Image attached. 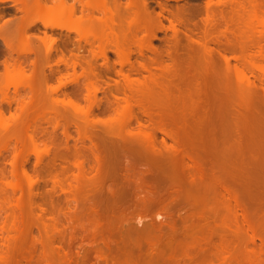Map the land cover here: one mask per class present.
<instances>
[{"label":"bare ground","instance_id":"bare-ground-1","mask_svg":"<svg viewBox=\"0 0 264 264\" xmlns=\"http://www.w3.org/2000/svg\"><path fill=\"white\" fill-rule=\"evenodd\" d=\"M168 1L176 2L179 0H163L162 2L164 3L158 2L157 5L159 6V11L155 12L154 9L151 8V0H124V2H122V0H70L69 3L66 0H0V4L9 3L19 13L17 16L14 15L11 18L4 20V22L0 25V41L6 50V55L3 56V60L1 62L3 68L2 71H0V78L1 75L8 76L10 74L17 77L20 76L22 80L20 85L28 90V93L26 94L27 98H24L25 100L22 99L23 101L20 102L19 110L17 107V112H15L16 110H12L14 113L8 112L9 120L6 116V119L9 122L8 126L4 127L6 132L3 134H6L5 136H8L9 139H13L15 147L10 161V165L12 166V179L10 178V181H7V183L5 182L6 184L4 183V185H6V187L8 186L13 191H23V189H21L23 186L19 183L20 180H17L20 178H17L18 171L20 170V173L25 180L24 184L26 182L25 185L27 186V193L25 191L24 195L26 194L28 200H31V194L33 193V189L35 190V185L38 180H43L42 177L45 174L41 177V175L37 173L40 175V179L32 177L33 174H27L25 172L26 170L22 168L24 166L21 168L18 166L20 165L18 164V157L21 155L20 153L23 144L25 145L22 141L23 133L20 135V131L24 128L25 131L21 132L26 133L29 129L28 122L26 123V121L20 119H25L23 117H26V120H30V115L35 113L34 109L33 112L31 111L34 101L39 100V97L42 96V98L50 96L47 95L48 93L45 96L41 95V92L38 90L41 86L46 85L45 83L48 76L45 73V67L50 65L49 58L51 51H54L57 55L56 66H58L59 63L63 64L66 69L70 66L73 73L76 72V67H79L80 73H78L77 76L75 74V78H72L71 81L75 83L74 80H78V78L83 80L85 87L83 86L84 88L82 90L86 91L84 92L86 93L84 94V98L87 99L85 101H88L87 103H89V105H87L90 107L92 101L90 98H94V92L98 90L97 88L99 87L97 85L101 79H99L98 72H95V68L90 65L91 62L84 59L85 57H81V62L79 60L80 56L78 58L75 53H73L74 55L70 53L71 55L69 54L68 60L67 57L65 58L66 55L64 56L63 48L69 43L66 39L61 40L55 37L52 38L51 36H46V33H44V37L39 38L43 43L44 51H41L39 47L37 49L36 46H34V39L36 36L33 33H30L33 28H36V23L41 22L43 27L49 29H64L74 32L77 35V38L75 42L70 41V45L74 46L76 51L79 52L84 49V47L80 45V42L83 41L84 45H87L88 50L92 51V53L94 52V49H96L97 53L94 52V59L97 57L102 58V61H104L103 66L107 71H109V67L107 65L108 61L106 62L108 52H112L116 56L120 57L122 59L121 63H125V61L128 60L131 51L130 47L132 46L136 47V51L138 49L137 53H140V55L143 50L152 54L153 57L150 58V62H143L139 65L140 70L146 72L147 74L140 80L131 77L132 74L129 73L131 70L127 73H122V68L120 70L113 68L114 74L123 81V89L128 92L125 94L123 93L124 96L126 94L127 96H123V99L120 98L122 110L120 109L121 111L119 112L116 111V121L121 120L122 122H126L134 117L133 106H137L143 115L148 118L146 119L147 123H144L141 119L135 117L136 119L134 120H136L138 125V130L136 129L138 131L137 136H139L138 140L136 136V139H133L137 141H134V143L129 142L130 145H128L125 141V138L123 140L124 142H122V146L124 147L123 155L128 158V161L123 165V170L126 175V179L128 180H131L132 176H136L135 174H137L138 182L128 180L127 182H130L128 184L131 185L133 194L140 198L138 201L140 206L151 205L160 210H169L170 208H173L177 211L184 212L183 216L180 218L179 229L175 228L174 222L171 219V222H167L168 230L164 234L159 232L161 226L156 225L154 222L140 231L146 235L157 233L154 238L163 241V244L161 243L162 245L153 242L148 243L144 249L145 256L148 261L158 262V260L163 257V260H165L167 264H176L175 252L177 249L186 252L185 256L189 258V260L194 256L204 255L207 246L209 245V238L203 233L204 230L206 232L212 227L216 228L221 235L225 233L226 230H231L232 225L235 229L244 228L250 233V239H252V241L258 238L260 242L264 244L261 236L257 234V228L261 222L260 218H258V214L259 212L264 213V190H262L261 193V188L263 187L262 184L264 185V104H262V115L257 116L249 111L250 97L252 96L251 91H249L250 89L248 90L247 87L244 88L238 85L229 87L227 84L218 87L216 83V56H219V58H221V60L228 65L229 58L225 57L224 54L228 49L229 50L227 52L233 51L229 53L236 52L238 54L237 55L235 53L236 56L234 54L233 58H237L238 61H242L241 63H243V68H249L250 72H253L254 76L257 73L256 75L258 76V79L260 78L261 81H264V66L254 64L257 56L258 58L263 56L262 52L264 47L261 45V39L258 38L256 40L250 37L243 39L240 36L234 39V41H230V39L228 40L227 37H224L225 40L222 41V38L219 37L220 31L217 29L219 19L224 22V26L229 28V25L233 24L234 21L232 16L235 14L233 13L238 14L239 12H246V10H248V13L246 12V14L250 22H252V20H256L254 22H257V19L259 21L261 18L260 13L264 15V0H205L203 5L192 3L191 5L186 3V5L184 3L185 5H177L173 8L170 6L167 8L166 2ZM226 1L228 4L233 6V8L230 9L231 11H229V13H232V16H230L231 14L227 16L229 14L228 11L221 7L227 3ZM55 10L58 15L56 20L57 22H47L48 20L45 22L41 20V17L44 16L42 14H46L51 11H54L53 13L56 14ZM35 11L38 13L37 15H34ZM164 13L166 14L164 15ZM69 16L71 22L70 27L63 25L65 24L63 21V24L59 23L62 18L64 19V17ZM193 16H201L200 24H196L195 22L191 23V25L193 24L194 29L198 30L196 31L197 34H194L193 32L195 31L188 28L190 18ZM59 17L62 18L58 21ZM242 18L244 19L245 16ZM247 20L248 19H246V21ZM163 21H166L167 25H164ZM247 24L249 25L248 21ZM169 30L171 32V36H167L168 38L164 39L166 49L165 52L163 50L165 53L164 55H166L169 61L166 63L164 62L165 60H161L163 58H161L162 49L160 47L153 46L152 40H159V38H157L158 32L166 35V32ZM224 30L226 29H223V32ZM231 30L233 31V29ZM223 32H220L221 36L225 35ZM137 33H139V36H137ZM234 34L236 35V33ZM182 36L185 40L182 39ZM47 40L50 43L48 46H46ZM210 45H213L214 47H211ZM225 49L226 51H224ZM251 49H254V51L251 52ZM13 54L15 56H13ZM23 54L25 56L22 61L21 58ZM28 54L33 55L31 60L30 55ZM191 55H196L197 60L195 59L196 57L192 60ZM25 57L29 61L28 62L26 59V65L28 63L27 70L25 69L26 65L24 66ZM231 58L232 57H230V59ZM67 61L70 62V65ZM190 67L192 69H190ZM59 78L58 80H60ZM114 82L117 83V81ZM63 83H59L58 81L57 86H54L51 89L56 90L58 88L59 90H57L60 91L62 87L61 85H64L63 87L66 85ZM178 83L180 84V87L178 86ZM54 90L53 92H55ZM37 92H39V96H36ZM261 92L264 103V87ZM2 93L1 95L4 94ZM91 93L93 96H91ZM26 95H24V97ZM63 95H65V93ZM67 95L71 96L70 91ZM135 95H137L136 98L138 97L137 100H139V102H136L137 100L134 97ZM203 95L211 98L210 104L209 101H200V97L205 98ZM5 96V94L1 96L3 97L2 101L6 102V104L10 106V104H12L11 100L7 98L8 96ZM50 97L52 98V96ZM115 97L117 98L118 96H113L114 100H116ZM33 98H35V100H33ZM42 98L40 99L41 103L39 105L41 107L39 106V108L46 111L45 115L48 114V118L46 117L47 119L45 116H43V118H45L47 122L51 123V128L56 131L59 126L58 124H60L59 122L63 123L62 120L64 119L67 121L69 116L61 121L58 120V116H62V114L60 115L54 109L50 101L49 103L44 102L46 100H44L45 98ZM89 99L91 101H89ZM117 99L119 101V98ZM140 99L146 102L147 100H152V108L145 107L146 104L140 102ZM40 100L38 102H40ZM43 103L45 106H43ZM15 105L16 104H14V106ZM48 105L51 106L48 107ZM88 106L86 107L88 108ZM237 106L242 109H236ZM89 108L87 109V112L84 111L82 115L83 117L80 116V118L78 116L79 119H83L82 122L84 121L85 125L88 123L87 121L89 116L87 117V114L90 112H88V110H90ZM117 109L118 108H116V110ZM5 111L8 110L5 109ZM5 111H2V107H0V119H2L1 116ZM40 114L42 115L44 112ZM35 116H32L31 118ZM40 116L38 118H40ZM18 121L21 123L22 121L24 122V124L22 123V126H20L22 129L19 127V133L17 131L18 127L16 130V124ZM39 125L42 128L41 124ZM60 127L62 126H59L58 128ZM9 128L11 130H8ZM33 128L35 130V127H32V129ZM78 128L81 130L82 126ZM137 131L135 133H137ZM41 132L42 131L39 132V130L36 132L38 133V138L36 137V133L30 132V134H26L28 142L30 138L29 143H32L34 147L37 145L40 147H38L39 151L36 156V162L44 164V160L48 159V164H51V167H53L56 165L55 163L58 159L62 160V158L59 157L61 156L59 154L61 150H58L60 149L59 141L61 140H58L57 138L59 135L56 137V134H52L51 137L44 132H42L43 135L48 137L46 138L45 136L44 139H42L43 137L41 138V135L38 136ZM51 133H54V131ZM62 133L64 136L66 135V132ZM156 133H159L162 136L159 141L156 139ZM5 136H3V138L0 136V138H7ZM54 136L57 138L56 140ZM39 137L41 139H39ZM84 137L88 138L92 145L91 152L93 147H96V150H98L100 143H98L97 139L100 138L97 137L95 141L93 136H87L85 134ZM90 137L94 138L92 140H94L97 145H93L96 143H93L94 141H90ZM8 138L7 140L10 143ZM36 138L38 139L39 144ZM167 140H169V142H167ZM56 141H58V143ZM101 143H103V141ZM6 144V142L0 141L2 151L3 149H6L8 145ZM18 145H20V147H17ZM83 146L84 145L81 147ZM100 147H102V145H100ZM81 149L83 150V148ZM76 152L77 153L71 154L70 156V164L74 170L70 173V185L68 186L70 187V202L74 203L72 211L70 209V221L77 219L80 220L79 216L83 217L81 214H84V210L83 213L81 212V214H79L80 210L82 211V208L79 209V206L77 207L76 204H81L79 201H82V203L84 202V199H82L81 196H83V198L85 197L84 195L86 193L84 191V186H87L85 182L87 183V181L89 182L90 180L89 177V179L86 178V175L92 173V167L95 168L93 170L96 171L99 169L98 172H93V175H97L93 176L91 174L93 176H91L92 180H94V177L96 176L99 178V174L102 172L101 161V163H99L100 166L95 163V167L90 166V170L89 167L87 170L84 169V163L82 160L83 154L81 155L78 151ZM92 153H94L93 156L95 161L99 162V153L96 155L95 152ZM86 157L87 156H85V158ZM141 164H143L144 167L142 169H138ZM87 166H85V168ZM252 168L257 170V173L251 171ZM41 172H43V170ZM52 173L49 174L52 175ZM54 175L53 177L50 176L49 179L52 177V180H54L53 183H56L57 185L56 179L59 177L56 178ZM256 181L261 183V187H255ZM53 183L52 185H54ZM260 195L263 196L261 201L255 198ZM7 201H4V206H9L11 204H8L10 200L8 202ZM211 201H216V203L222 205L226 213L219 214L218 212H215L211 213L213 216H210L209 204ZM18 203L19 202H17L16 205L14 202L16 207L18 206ZM42 203L45 204L46 202L44 201ZM42 203H38L36 205V209L38 211L37 216L40 218V220H38L40 221L42 231L44 233H48L50 230H57L53 223H51V225L47 223L49 219L48 213L50 212L47 211ZM20 204L21 203H19V205ZM19 207L20 206H18V208ZM9 209H11V206ZM7 219L10 218H6L5 222L2 224V231L6 234L3 237L4 246H7L11 241L10 239H12L13 235L11 233L16 234L19 230L17 228L18 226H16L14 222L9 223ZM13 219L15 221L16 218ZM51 221L54 220L51 218ZM73 221H71V223ZM159 233L161 235H159ZM44 236H47V234ZM44 242L41 240L40 244H45ZM220 242L221 247H224L225 238L222 237ZM43 248L45 249V245ZM7 262L6 254L0 252V264H6ZM81 264H85L84 258Z\"/></svg>","mask_w":264,"mask_h":264},{"label":"rangeland","instance_id":"rangeland-1","mask_svg":"<svg viewBox=\"0 0 264 264\" xmlns=\"http://www.w3.org/2000/svg\"><path fill=\"white\" fill-rule=\"evenodd\" d=\"M66 1H68V3L70 2V0H66ZM162 1L163 0H151V2H150L151 8H153L155 12H158L159 6L157 4H158V2H162ZM122 2H124V0H122ZM204 2H205V0H179L176 2L175 1H168V2H166V4H167V8H169L170 6H172L171 8H173L177 5L178 6L183 5L184 3L185 4L188 3L190 5H191V3L197 4V5H199V4L203 5ZM162 3H164V2H162ZM227 4H228V2L224 6H221V7H223L224 10H227L229 13V11H231L230 9L233 8V6H231L230 4H228V5ZM234 7L237 8L236 6H234ZM36 11H35L34 15L38 14ZM53 12L54 11H51L49 13L47 12L46 14H42L44 16L41 15L42 16L41 20L45 21V22L47 20H48L47 22H57L56 21L57 16H58L57 11L55 10L56 14H54ZM246 12L248 13V10H246ZM246 12H241V13L239 12L238 14L233 13V14H235V15H233L235 17L232 16V13H229L227 15V16H229L231 14L230 16H232L233 20L235 21V22L233 21V24L229 25L230 29L227 28L226 26H224L225 25L224 22L221 19H219L218 23H217L218 24L217 25L218 31L223 32V29H226L223 32L226 36L225 35L221 36L220 32H219V37L222 38V41L225 40L224 37H227V39L228 40L230 39V41H232V40L234 41V39H236L240 36L243 39H247L248 37H250L252 39L257 40L258 38H260L261 39V45L264 47V41H263L264 40V15L260 13L261 18L259 19V21L257 19V22H254L256 20H254V21L252 20V22H250L249 18L247 17ZM243 13H245V14H243ZM18 14L19 13L16 11V9H14V7L11 6V4L1 3L0 4V25L4 22V20L11 18L14 15L17 16ZM165 14L166 13H164V15ZM226 14H227V12H226ZM241 14H243V15H241ZM55 16H56V18H55ZM244 16H245V18L243 19L242 17H244ZM200 17L201 16H195V17L193 16L190 18V22H189L190 24H188V28L194 30L195 31V32H193L194 34H197L196 31H198V30L194 29V26H193V24L191 25V23L195 22L196 24H200L201 23ZM61 18L62 17H59L58 21ZM234 18H236L238 20H236ZM62 19L59 23L63 24V22H65V24H63V25H66V27H70V25H71L70 24L71 23L70 22V16L64 17L63 20ZM246 19H248L247 21L249 22V25L247 24ZM191 21H193V22H191ZM163 23H164V25H167L166 21H163ZM35 27L36 28H33L34 31L33 30L30 31V33H33L36 36V38L34 39V46H36L37 49H38V47L41 51L44 49L43 43L39 39V38L44 37V33H46V36H51L52 38L55 37V38L61 39V40L66 39V41H68L69 43L66 44V47L63 48L64 56L66 55L65 58L67 57V60H68L69 54L71 53L72 55H74L73 53H75V54H77L78 58L80 56V59H79L80 62H81V59L84 57H85L84 58L85 60L90 61L92 63V64L90 63V65H92V67L95 68L94 70H96L95 72L96 73L98 72L99 79L101 78L99 80L98 85H97L100 89L97 88L98 90L94 92V95H95L94 98H90L92 101L89 99V101H91V107L88 106L89 103H87L88 101H85L87 99L84 98L85 97L84 94H86L84 92H86V91L82 90L85 87V84H83L84 83L83 80L81 78H78L79 81L73 79L75 81V83L73 81H71L72 78H75L74 77L75 74L77 76L78 73H80L79 67L77 66L76 70H75L76 72L73 73L70 66H69L70 68L67 67V69L63 64H60V63L58 64V66H56L57 65L56 64L57 55L55 54L54 51H51L50 58H49V64H50L49 66L50 67L49 66L45 67V73L48 76L46 83H45L46 85H44L45 87L41 86L38 91H40L41 95H44V96L48 93L47 95L52 96V98L50 96H48V97L46 96V98L44 97L45 99L42 98L43 96L39 97V98L46 100L44 102L49 103V101H50L52 103L51 105H53L54 109L60 115L62 114V116H58V120L61 121L62 119L67 118V116H69V117L67 118L68 119L67 121H66V119H64V120H62L63 123L59 122L60 124H58V125L62 126V127L58 128L59 127L58 126L56 131L53 130L51 128V123L46 121V119L48 118L47 117L48 114L45 115L46 111H43V110H41V108H39V106H40L39 104L41 103V100L39 99L40 102H38L39 100L36 101L35 98H33V100H35L34 104H33L34 108L32 107L31 111L33 112L35 110V113L31 112L32 115H30V117H29L30 120L27 119L28 121L26 120V117H23L25 119H22V118L20 119V120L26 121V123L28 122V125H29L28 128L29 129L26 131V133L21 132V131H25L24 128L22 129V127H20V126H22V123L24 124V122L22 121V123H21L18 121V123H17L18 126L16 124V130L18 127V130H17L18 133L20 131V128L22 129L20 131V135H22V133H23L24 136L22 135V137L24 139L22 137L21 138H22L23 143H25V145L23 144V147L21 146L22 147V150L20 153L21 155H19V157H18V162H19L18 164H20V165H18L19 168L24 166L22 168H24L26 170L25 172L27 174H29V175L33 174L32 177H36L39 179H40V177H39L40 175L42 177L45 174L42 177L43 180H41V179L38 180L37 184L35 185V190L33 189V193L31 194V197H32L31 198L32 201H31V200H28V198L26 197L27 196L26 194L24 195L25 191L27 193V186L25 185L26 182L24 184L25 180L23 179L22 174L20 173V170L18 171V175H17L18 176L17 178H19V177L20 178L17 180L18 181L20 180L19 183H21V186L24 187V188L23 187L21 188V189H23V191L22 190H21V192H19L20 190L13 191L8 186L6 187V185H4L5 182L7 183V181H10V178L12 179V175H11L12 166L10 165V161L12 159V155H13V151H14V147H15L13 139H11V138L9 139L8 136H5L6 134H3L4 132H6L4 130V127L8 126L9 113H14L13 111H15V110H16L15 112H17L19 110L20 102L25 100L24 98H27L26 94L28 93V90L25 89L22 85H20V83L22 82L20 76L17 77V76H14L12 74H10L8 76L1 75V78H0V89H1V91L0 92L1 93L3 92L6 95L5 97L8 96L7 98H9L11 100V103H12V104H10V106H8L6 104V102L2 101L3 97H1V96H3L4 94L2 93L3 95H1V93H0V107H2V111L3 110L5 111V109L8 110V111L3 112L2 116H1V118L3 120L0 119V121H1L0 125L2 124L0 126V136L2 138H3V136H5L10 141V143H9L7 138H5V137H4L5 139L0 138L1 142L3 141V142H6L8 144V145L6 144L7 147L5 150L3 149V151H2V148L0 146V149H1L0 150V204H2V205H0V207H1L0 208V252L6 254L7 261H8L6 264H81L83 258L85 260V264H167L165 262V260H163V257H162V259L160 258L158 260V262L157 261L156 262L148 261L147 257L145 256V252H144L145 247L148 245L149 242H153V243H157V244H161V243L163 244V241H160V240H157L156 238H154L157 233H154V234L152 233V234L146 235L145 233H141L140 231H142L145 227H147L149 224L154 222L156 225L161 226L159 232L161 234H164L168 230L167 222L168 221L171 222V219L174 222L175 228L179 229L180 228V218L183 216L184 212L183 211H177L176 209H173V208H170L169 210H160V209H158L154 206H151V205H143V206L139 205L138 201L140 198L133 194L131 185L128 184L130 182H127L128 179H126V175H125L124 170H123V165L128 161V158L125 155H123L124 147L122 146V142H124L123 140L125 138V141L128 143V145H130V143H134V141L136 142L138 140V138H139V136H137L138 135V131H137L138 125L136 123V120H134V119H136L135 117H138L144 123H147L146 119H148V118H146V116L143 115V113L137 108V106H133L134 117H132L129 121H126V122L125 121L122 122L120 120L122 123L120 121H116V118H117L116 117V114H117L116 111L119 112L122 110L120 98L123 99L125 96H127V94L125 96H124V94L128 93V92L123 89V81L114 74L113 68H115L116 70H120L122 68L121 69L123 71L122 73H127V72H129V70H131L132 73L129 72L130 74H132L131 77L140 80L142 77L146 76L147 74H146V72L140 70L139 65L143 62H146V63L150 62L149 61L150 58L153 57L152 54L148 51L143 50L145 52L141 51L143 55L142 54L140 55V53L139 54L137 53L138 49L136 51L135 50L136 47L132 46V47H130L131 51H130V55L128 57V60L125 61V63H121L122 59L120 57L116 56L112 52H108V54H107L108 56L106 57L108 60L106 59V62L108 61L107 65L109 67V69H108L109 71H107L106 68L103 66L104 61H102V58H100V57L96 58L95 57L97 60L94 59V52L97 53L96 49H94V52L92 53V51L88 50V46L84 45L83 41L80 42V45H82L84 47V49L80 50L79 52L76 51L74 46L70 45V41L75 42L76 38H77V35L74 32H70V31L64 30V29L58 30V29L45 28L42 26L41 22L40 23L37 22ZM231 29H233L234 32ZM234 33H236V35ZM238 33H239V36H238ZM138 34L139 33H137V36H139ZM167 36L168 37L171 36L170 30L166 32V35H163V33L158 32L157 38H159V40L158 39L152 40L153 46L160 47L162 49L161 58L162 57L163 58L161 60H163V61L165 60L164 62H166V63L169 62L166 55H164L165 54L164 52L166 49V47L164 45V39L168 38ZM182 39L185 40V38H183V36H182ZM183 41H182V43H183ZM49 44L50 43L47 40L46 46H48ZM210 46L214 47L213 45H210ZM53 47H54V45H53ZM163 50H164V52H163ZM5 51L6 50H5L2 42L0 41V71H2V68H3L1 62L3 60V56L6 55ZM224 51H226V49ZM227 51L224 54H225V57L229 58V59L227 58L229 61L228 65H226V63L223 62L221 60V58H219V56H216V73H217L216 83H217L218 87L221 85L227 84L229 87L238 85V86L244 87V88L247 87L248 90L250 89L249 91H251L252 96L250 97V103H249L250 104V110L249 111L251 113L257 115V116H261L262 110H263L262 104H264L261 90L264 87V81H261L260 78L258 79L256 72H255L256 74L254 76L253 72L251 73L249 68H246V69L243 68V63H241L242 61L239 60L240 61L239 62L237 58L236 59L233 58V56L236 52L235 53H229V52H233V51H229V52H227ZM250 51L253 52L254 49H251ZM262 53H263V56L261 58H258V56L256 57L255 62H254L255 65L264 66V50ZM67 54H68V56H67ZM236 54H235V56H236ZM28 55H30V60H31L33 58V55H31V54H28ZM28 55H26V56H28ZM13 56H15V55L13 54ZM24 56L25 55L23 54V56L21 58L22 61H23ZM230 57H232V58L230 59ZM191 58H192V60H194V58L197 60L196 55H194V56L191 55ZM214 58H215V56H214ZM26 59L27 58L25 57L24 66L26 65V62L28 61V59H27V61H26ZM68 63L70 65V62H68ZM27 68H28V63L25 66L26 70H27ZM187 68H189V67H187ZM190 69H192V68L190 67ZM155 72H157V71H155ZM70 77H71V79H70ZM58 78L60 80H58ZM251 80H252V82H251ZM58 81H59V83L64 82L63 84H66L65 87H63L64 85H61L62 87L60 86L61 87L60 91H58L59 90L58 88H57L58 90L57 89L56 90L51 89L52 87L57 86ZM76 81H77V83H76ZM114 81H117V83ZM247 81H248V83H247ZM177 82H179V81H177ZM17 86H19V87H17ZM178 86L180 87L179 83H178ZM53 90L56 93L53 92ZM69 91H70L71 96L67 95L69 93ZM38 93L39 92H37L36 96H39ZM64 93H65L66 97H65V95H63ZM76 94H78V95H76ZM17 95H21L22 97L17 96ZM24 95H26V96L24 97ZM115 95L118 96L117 98H119V101L116 97H115L116 100H114L113 96H115ZM91 96H93L92 93H91ZM136 96L137 95H135L134 97L136 98ZM203 97H205V98L200 97L201 102L209 101V104L211 103V98L209 96L203 95ZM15 98H16V100H15ZM70 98H72V99H70ZM137 99H138V97L136 98V100ZM16 101H17V103H16ZM117 101L119 102V104ZM136 102H139V100H137ZM140 102L146 104L145 107L152 108V106H153L152 100L151 101L147 100V102L144 100H141ZM14 104H16L15 105L16 107L14 106ZM147 104H148V106H147ZM51 105H48V107H50ZM43 106H45L44 103H43ZM43 106H42V109H43ZM86 106H88V108L90 107L89 108L90 110H88V112L90 111L88 113L89 115L87 114V117L89 116L88 121L86 119V121L88 122V123L87 122L86 123L88 125L87 124L85 125L84 121L82 122L83 119L82 120L79 119V117L83 115L84 111L87 112L88 108ZM53 107H52V109H53ZM116 108H118L119 110L118 109L116 110ZM236 109L241 110L242 108L237 106ZM43 112H44V114L41 115L40 113H43ZM39 114L42 116V118ZM35 115H37V116H35ZM6 116L8 117L7 118L8 120L6 119ZM32 116H35V117H33L34 119L31 118ZM39 116H40V118H38ZM43 116H45V118L46 117L47 118L45 119V118H43ZM59 117H61V118H59ZM37 119H39L40 121ZM29 121H30V123H29ZM90 122H91V124H90ZM39 124H41L42 128L40 127ZM75 124H76V126H75ZM120 124H122V125H120ZM31 125H32V127H35V130H34V128L32 129ZM37 126H38V128H37ZM81 126H82V128L80 130V128H78V127H81ZM76 128H77V132H76ZM8 130H11V129L9 128ZM38 130H39V132L42 131L45 134L50 135L51 137H52V134L53 135L56 134V137L58 135L60 136V137L58 136L57 138H58V140H61V141H59L60 147L59 146L58 147L60 149H58V150L59 151L61 150L60 152H62V153L59 152V154L61 155L59 157H61L62 160L60 159L61 160L60 161L58 159L55 163L56 165H54L53 167H51V164H48L49 163L48 159H45L44 160L45 162L43 161L44 164L36 162V156H37V153H38L40 147L37 144H36L37 146L34 147L32 143H29L30 138H29V142H28V138H27L26 134H30V132L36 133ZM79 130H80V133H79ZM53 131H54V133H51ZM84 131L87 133H85ZM136 131H137V133H135ZM42 132L38 136L41 135L40 137L41 138L43 137L42 139H44V137L46 135H43ZM62 132H66V135L64 136V134ZM67 132H69V133H67ZM88 133H90L92 135H90ZM37 134L38 133H36V137H37ZM83 134L84 135L86 134L87 136H93L95 138L94 139L93 137L92 138L90 137V139H91L90 141H94V140L96 141L97 137L100 138V139H97L98 143H100L98 150H96L97 149L96 147H93V149H92V152H95V155L99 153V155H100L99 162L95 161L94 156H93L94 153L91 152L92 145L89 142V139L84 137ZM9 135H10V133H9ZM61 135H62V137H61ZM136 136H137V140H135ZM9 137H11V136H9ZM28 137H29V135H28ZM40 137H39V139H41ZM47 137L48 136H46V138ZM56 137H55V140L57 139ZM161 137H162L161 134L156 133V139L158 141L161 139ZM37 138H36V140L39 144V141ZM133 138H135V139H133ZM92 139H94V140H92ZM24 140H25V142H24ZM78 140H81V141H78ZM77 141H78V143H77ZM95 141L93 143H96ZM102 141H103V143L104 142L105 143L104 144L101 143ZM56 142L58 143V141H56ZM167 142H169V140H167ZM28 145H30V146H28ZM62 145H64V146H62ZM82 145H84V146L81 147ZM93 145H97V143L93 144ZM100 145H102V147H100ZM11 147H13V148H11ZM17 147H20V145H18ZM81 148H83V150ZM76 151H78L79 154L81 153V155L83 154L82 160L84 163L83 164L84 169L87 170L89 167V170H90V166L95 167V163H97L100 166L99 163L102 162L101 163L102 168L100 167L102 169V172L100 170L101 174H99L100 172L98 173L100 175L99 178H97V176L94 177L95 178L94 180H96V181L91 179L93 176L97 175V174L93 175V172L96 171V170H93L95 168L92 167V170H91L92 173L86 175L87 176L86 178L89 177L90 180H89V182L87 181V183L85 182V184H87V186L85 185L86 187L84 186V188H85L84 191L86 193V194L84 193L85 197L83 198V196H81L82 199H84V202L82 203V201H79V202H81V204L75 203L77 205V207L79 206L78 207L79 209L82 208V211L80 210L79 214H81V212L83 213V210H84V214H81V215H83V217L79 216L80 220L79 219H77L78 221L77 220H74V221L71 220V221H73L71 223V221H70V218H71L70 217V215H71L70 209L72 211L74 203L70 202V187H68V186L70 185V176H71L70 173H71V171H74V170L70 164V156H71V154L77 153ZM87 152H89V153H87ZM99 155H97V156H99ZM85 156H87L86 157L87 159L85 158ZM68 157H69V159H68ZM83 157H84V159H83ZM91 163L94 165H92ZM85 166H87V167L85 168ZM67 167H68V169H67ZM143 167H144V165L141 164L138 169H142ZM248 167H251V166H248ZM42 170H43V172H41ZM65 170H66V172L68 170V172L66 173ZM98 170L96 172H98ZM52 171H53V173H52ZM251 171L257 173V170H255L253 168L251 169ZM37 173L40 175H38ZM49 173H52V175ZM53 175L56 178L59 177L57 179L55 178L57 180V185H56V183L55 184L53 183V181H54V180H52ZM135 175L136 176H132V179L128 180V181H134V182L137 181V174H135ZM50 176H52V177L49 179ZM96 178L99 180H97ZM60 179L61 180L63 179V180L61 181ZM88 179H86V180H88ZM52 183L54 185H52ZM58 183H59V185H58ZM66 185H67V187H66ZM262 186L263 187L261 188V193H262V190H264V185L262 184ZM255 187H261V183L259 181H256ZM23 197H24V199H23ZM7 198H9V199H7ZM255 198L257 200L261 201L262 200L261 198H263V196L260 195V196H257ZM5 199H7L8 201L10 200V202L8 204L11 203L13 205L10 204L9 206L8 205L4 206L5 205L4 201H7ZM20 199L21 200L23 199L24 202H23V200L21 201ZM44 201L46 202L45 204L42 203ZM14 202H15V204L17 202L21 203L20 205L18 203V206H20V207L19 208H18V206L16 207L17 204L15 205ZM23 203H24V206H23ZM38 203L44 204L47 211L50 212V213L47 212L49 214L48 215L49 219H48L47 223H49L50 225H51V223H53L55 225V227L57 228V230H55V231L50 230L48 233H44L42 231V227H41V224L39 221L40 218H39V216H37L38 211L36 209V205ZM10 206H11L12 210L9 209ZM78 208H77V210H78ZM4 209H5V212H4ZM6 210H8V211H6ZM9 211L11 214L9 213ZM209 212H210V214H209L210 216H213V214H211V213H215V212H218L219 214H225L226 213L223 206L216 203V201L210 202ZM74 216H75V214H74ZM157 216H159V217H157ZM227 217H229V216H227ZM6 218H10V219H7L9 221V223L14 222V224H16V226H18L17 228L19 230L16 232V234L11 233L13 235H12V239H10V240L11 241L13 240L14 242L12 241L13 242L12 243L10 241L7 246H4L5 244L3 243L4 242L3 237L6 234L4 233V231H2L3 230L2 224H3V222H5ZM13 218H16L15 221ZM51 218L54 221H51ZM74 218H78V217H74ZM258 218H260L261 222L257 228V234L259 236H261V238L263 239V242H264V213L259 212ZM16 221H17V223H16ZM231 228H232L231 230H226V232L222 234L223 236L214 227H212L210 230H208L206 232L204 230L203 234L209 238V245L207 246V249H206L204 255L203 256L197 255V256H194L192 259L189 260V258H187L185 256L186 252H184L183 250L177 249L175 252V260H176L175 263L176 264H264V244L261 243L258 238L254 239V241H252V239H250V233L247 232L244 228L235 229V227H233V225L231 226ZM19 231H20V233H19ZM39 231L42 234L43 233L44 234L42 235ZM49 233H51V234H49ZM160 233H159V235H161ZM46 234H47V236H44ZM84 234H85V236H84ZM199 235H200V233H199ZM83 237H84V239H83ZM222 237L225 238L224 247H221L220 240ZM79 239H81V240H79ZM41 240H42V242L45 241L44 242L45 244H43V243H42L43 245L40 244ZM44 245H45V249L43 248ZM43 251H44V253H43Z\"/></svg>","mask_w":264,"mask_h":264}]
</instances>
